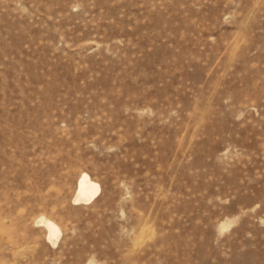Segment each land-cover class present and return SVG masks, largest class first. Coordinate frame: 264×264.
<instances>
[{
	"label": "rangeland",
	"instance_id": "1",
	"mask_svg": "<svg viewBox=\"0 0 264 264\" xmlns=\"http://www.w3.org/2000/svg\"><path fill=\"white\" fill-rule=\"evenodd\" d=\"M0 264H264V0H0Z\"/></svg>",
	"mask_w": 264,
	"mask_h": 264
},
{
	"label": "bare ground",
	"instance_id": "2",
	"mask_svg": "<svg viewBox=\"0 0 264 264\" xmlns=\"http://www.w3.org/2000/svg\"><path fill=\"white\" fill-rule=\"evenodd\" d=\"M101 190V185L99 182L95 181L90 174L84 172L77 186L74 194V201L81 204V202H90L99 196ZM38 223L44 225L47 229V237L56 243L62 233L60 226L53 220L42 215L38 220ZM50 241V242H51Z\"/></svg>",
	"mask_w": 264,
	"mask_h": 264
}]
</instances>
